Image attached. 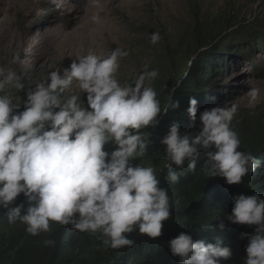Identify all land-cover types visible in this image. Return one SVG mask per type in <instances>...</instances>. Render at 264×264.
<instances>
[{"label": "clouds", "instance_id": "clouds-1", "mask_svg": "<svg viewBox=\"0 0 264 264\" xmlns=\"http://www.w3.org/2000/svg\"><path fill=\"white\" fill-rule=\"evenodd\" d=\"M87 4L103 7L101 0ZM89 19L94 25L103 22L100 11ZM159 40V33L151 34L150 43ZM127 55L121 48L105 55L90 50L27 90L11 66L0 65V210L10 224L19 221L32 236L50 232L52 223L70 225L97 234L100 244L113 250L133 247L130 236L137 230L151 239L162 235L172 215L170 197L154 167L143 164L153 140L141 131L160 124L161 103L150 86L159 72L145 65L133 83L121 84L116 73ZM19 60L16 55L10 64ZM13 90L24 92L22 102ZM260 91L250 86L245 92L249 106H255ZM198 103L190 97L187 108L190 127L199 121L198 131L182 132L174 121L160 138L167 181L178 183L183 175L178 170L185 165L195 173L202 160L208 177L241 184L261 162L251 151L239 150L241 140L232 126L239 105H216L198 115ZM171 107L179 108V102ZM137 159L141 163H134ZM232 200L228 221L254 226V232L241 233L247 239L242 262L264 264V197L239 194ZM42 243L55 247L56 241ZM168 246L180 264H221L233 256L221 238L209 243L183 231Z\"/></svg>", "mask_w": 264, "mask_h": 264}, {"label": "trees", "instance_id": "trees-1", "mask_svg": "<svg viewBox=\"0 0 264 264\" xmlns=\"http://www.w3.org/2000/svg\"><path fill=\"white\" fill-rule=\"evenodd\" d=\"M242 29L228 34L223 32L218 37L206 29L199 32L192 47V57L196 58L189 62L188 57L185 62L186 76L178 79L171 69L160 84V124L141 130L153 140L142 158L143 164L154 167L161 187L168 189L170 197L172 215L164 222L160 237L151 239L137 230L130 236L135 240L133 247L113 250L104 248L97 234L81 233L70 225L52 223L50 232L32 236L25 231L26 225L19 221L10 224L0 210V264H180L179 258L172 256L168 242L182 231L190 233L196 240L204 239L209 243L221 238L224 245L233 251V256L221 264H243L247 239L241 233L254 232V226L232 224L227 217L233 207L234 195L259 194L264 197V122L260 123L259 119L251 116L243 120L239 128L233 126L241 140L239 150L251 151L261 162L256 172L245 176L238 185H228L222 177H208L201 170L202 160L198 162L195 173L190 172L187 165L178 170L183 175L178 183L172 184L166 179L168 161L164 146L159 142L174 121L179 123L182 132L198 131L199 121L190 127L193 125L187 113L190 97L199 101L198 115L205 108L219 105V98L226 100L228 97L225 91L232 93L231 85L223 84L219 77L228 78L227 73L237 58L251 63L256 51H264V26ZM253 68L254 71L260 70L257 63ZM177 101L179 108H172L171 105ZM23 199L21 196L18 202ZM220 223L225 225L223 230L219 228ZM49 238L56 241L55 247L43 245L42 241Z\"/></svg>", "mask_w": 264, "mask_h": 264}, {"label": "rangeland", "instance_id": "rangeland-1", "mask_svg": "<svg viewBox=\"0 0 264 264\" xmlns=\"http://www.w3.org/2000/svg\"><path fill=\"white\" fill-rule=\"evenodd\" d=\"M64 1L0 0V65L11 66L25 90L90 50L105 55L121 48L128 55L121 59L116 78L121 84H131L145 65L148 70H158L150 86L159 98L160 84L171 69L178 79L186 76L185 62L188 57L189 62L195 60L192 47L203 29L218 37L235 29L264 26V0H136L137 5L119 10L107 5L83 10ZM95 11H100L102 24L94 25L88 18ZM154 32L160 40L153 45L150 37ZM16 55L19 62L10 64ZM241 59L232 64L228 78L219 77L223 84L231 85L232 93L225 91L227 99H218L221 106L239 105L232 122L238 128L251 116L264 122V51H256L251 63ZM254 63L259 72L254 71ZM250 86L261 90L255 106H249L244 95ZM12 94L22 102L24 92L13 90ZM134 162L141 163L139 159Z\"/></svg>", "mask_w": 264, "mask_h": 264}, {"label": "bare ground", "instance_id": "bare-ground-1", "mask_svg": "<svg viewBox=\"0 0 264 264\" xmlns=\"http://www.w3.org/2000/svg\"><path fill=\"white\" fill-rule=\"evenodd\" d=\"M44 2H46L47 0H42ZM66 1V4L71 6L72 8L76 7H80L81 9H86L85 6H88L87 4V0H65ZM64 1V2H65ZM101 3L102 5H107L109 7H112L113 10H119L121 9V7H130V6H133V4L135 5L136 4V0L135 1H132V0H101ZM65 4V5H66ZM137 5V4H136ZM89 7V6H88ZM90 9L92 7H89ZM70 9V8H69ZM83 9V10H84ZM111 9V8H110ZM111 12V11H110ZM85 14V13H84ZM110 14V13H109ZM118 14V13H117ZM87 16V15H86ZM85 16V17H86ZM113 16V14H112ZM81 18H82V15H81ZM89 18V17H88ZM87 18V19H88ZM89 22V21H88ZM91 24V23H90Z\"/></svg>", "mask_w": 264, "mask_h": 264}]
</instances>
